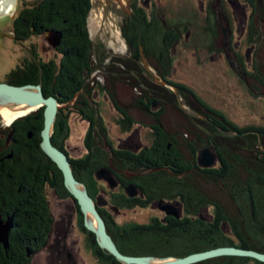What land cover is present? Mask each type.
Masks as SVG:
<instances>
[{"label":"trees","instance_id":"1","mask_svg":"<svg viewBox=\"0 0 264 264\" xmlns=\"http://www.w3.org/2000/svg\"><path fill=\"white\" fill-rule=\"evenodd\" d=\"M137 4L136 1L134 19L126 16L121 29L128 45L129 56L111 57L112 66L122 69L123 74L136 80L137 86L144 90L145 94L137 104L145 109L157 104L156 108L159 110L152 116L158 122L165 113L166 102L180 109L175 92L144 78V74L151 76L143 65L139 40L141 35L147 63L155 60L154 67L161 80L177 87L187 102L192 98L203 110L205 117L217 124L215 126L205 123L207 131L204 130L205 139L202 138L200 143L202 147H215L221 166L207 169L201 177L206 183L214 182L223 186L235 206L234 209L226 206L220 199L198 188L191 181L188 184L191 189L189 206L195 208L197 216H193L196 219L186 216L181 221L173 219L170 224L152 219L146 224L119 225L111 217L101 214L110 236L121 253L133 257L184 258L222 247H236L264 254V126L240 127L206 103L193 89L173 81L171 75L175 59L172 52L181 42L182 35L189 32V24L180 31L178 26L169 24L162 13L148 16ZM92 9V0H38L31 6L22 8L12 26L16 41L25 42L32 38L45 37L50 31L62 32L63 39L61 45L54 48V57L48 60L41 57L36 46H32L30 58L11 71L4 83L13 86L40 85L47 97H55L61 105L71 106L63 108V114L57 117L52 136L53 145L69 155L66 145L70 137L68 117L71 110H74L89 123L85 144L95 156L93 161L105 165L110 154L98 146L97 139L105 140L110 147L112 141L96 99L97 94L105 93L109 97L121 115L119 125L123 131L129 130L128 126L136 122L128 110L116 100L110 88L99 81H95L94 85L88 82L95 71L103 68V63L109 57L103 44L95 46L92 41L89 29ZM134 21L139 22V25ZM212 28L208 26L207 31L212 33ZM249 32L250 43L257 44L260 36L254 29L253 22L250 23ZM212 34L213 37L216 36V32ZM258 73L255 78L264 85V79ZM44 120V109L41 108L17 119L7 129L12 134V144L7 152L13 153V158L5 163L0 161V209L6 216L14 218V228L10 232L8 246L0 244V264H33L34 257L47 245L54 222L48 189L56 191L62 198H72L65 186L63 173L41 148ZM30 132L33 134L32 138L29 137ZM159 133L165 135L164 131L157 130V135ZM222 140H228L232 149ZM236 141H243L250 150L256 149L253 160L236 153ZM157 142L158 148L167 147L159 138ZM174 144L177 151L178 143ZM115 155L119 162L130 159L126 156L125 160L116 152ZM178 158L182 159L183 155L177 154L172 162L176 163ZM146 159L149 157L146 156ZM69 160L74 170L76 163L84 161L77 160L75 163L73 159ZM142 160H145L143 156ZM192 163L197 167L196 157ZM74 172L76 179L91 190L90 183L94 176L90 178L88 173L85 174L80 169ZM91 195L94 197L92 192ZM196 200L201 203L199 206ZM77 207L79 227L85 234L87 248L93 256L100 264H121L100 248L97 236L85 227V217L79 205ZM205 208L213 210V218L208 214L198 216ZM191 213L193 212L189 214ZM198 264L264 263L246 257H219Z\"/></svg>","mask_w":264,"mask_h":264},{"label":"rangeland","instance_id":"2","mask_svg":"<svg viewBox=\"0 0 264 264\" xmlns=\"http://www.w3.org/2000/svg\"><path fill=\"white\" fill-rule=\"evenodd\" d=\"M38 0H18V4L9 14L0 16V83L5 82L7 75L22 66L30 58V49L36 46L44 59L54 57L52 48L45 37L32 38L18 42L13 36V21L24 7ZM93 9L89 17V29L94 45L103 44L108 58L103 68L95 71L91 81H99L110 88L116 100L128 110L130 116L137 122L149 126L155 121L147 115L137 101L144 96V90L137 86V81L122 69L112 66L111 57H128L129 49L122 35V24L127 10V0H92ZM153 0L158 3L163 18L178 26L180 31L189 24V32L182 35V40L173 49L174 69L171 79L185 84L193 89L206 103L225 114L232 122L240 127L264 126V85L255 78L259 72L264 79V0ZM209 13L210 19L207 15ZM92 22V26H91ZM259 33V41L250 43V23ZM212 26L216 36L207 31ZM96 61L98 60L95 57ZM155 60L148 62L154 73V78L144 74L146 81L161 85V78L154 67ZM113 67V68H112ZM148 90L146 86L143 87ZM108 130L110 141L117 145L119 140H126L119 125L120 115L114 109L105 93L96 97ZM184 107L182 111L168 102L165 103V113L160 117L161 124L168 133L175 135L185 145L205 138L207 128L202 125L205 121L203 110L192 98L189 102L180 95ZM69 108V105H63ZM70 137L66 143L72 157H84L87 154L85 139L89 131V123L79 113L71 110L69 113ZM13 124V123H12ZM5 119L0 116V127L8 129ZM135 129V128H134ZM136 137L132 142L150 146L153 142L149 129L136 126ZM205 130V131H204ZM136 131V130H135ZM134 131V132H135ZM231 135V134H227ZM98 143L100 140L97 139ZM227 146L228 140H222ZM236 153L253 160L256 149L250 150L243 141H236ZM101 146V145H100ZM106 151L105 145H102ZM257 148V147H256ZM263 149V148H261ZM214 167H220L218 164ZM191 181L226 206L234 209L232 202L223 186L217 183H206L197 175L191 176ZM53 199L52 211L56 223L66 217V208L59 206L55 195L48 193ZM55 202V203H54ZM214 214L213 210H209ZM128 214L117 219L119 225L130 223L146 224L149 215ZM69 220V219H67ZM71 231L67 239L57 235V229L49 246L34 257L33 264H64L75 261L76 264H100L87 248L83 232L79 227L78 216L71 222ZM70 230V227L68 228ZM160 260V259H156Z\"/></svg>","mask_w":264,"mask_h":264},{"label":"flooded vegetation","instance_id":"3","mask_svg":"<svg viewBox=\"0 0 264 264\" xmlns=\"http://www.w3.org/2000/svg\"><path fill=\"white\" fill-rule=\"evenodd\" d=\"M136 1L138 2L137 6L144 10L148 16L158 12L159 14L162 13L160 7H157L159 6L157 5L158 3L153 5V0H127V10L125 11L124 19L126 16L132 20L134 19L133 9ZM130 13L132 17L129 16ZM207 17H210L209 13ZM135 23L138 24L139 22L136 21ZM147 72L149 73V71ZM149 75L154 78V76L150 73ZM92 78L93 75L90 76L88 82L91 85H94L95 80L91 81ZM144 110L147 115L153 118L152 115L156 114L159 108L151 106V108H144ZM180 110L182 111L181 105ZM116 111L118 112V110ZM118 114L120 115L119 112ZM119 119H121V115ZM158 123H160V126H158ZM201 123L203 126H205V123H211L215 126L217 125L214 123V121L208 118H206L205 121H201ZM136 126L150 130L153 139V142L150 144V146H144L142 143H139L140 140H138V143L132 142V139L136 137L137 131H139V129H136ZM128 127L130 128L129 130L123 131L121 129L123 135L127 136L126 140H119L117 145L113 144L112 142V147H110L105 140H100V143H98V146L102 149V145H105L108 151L105 149L103 150L110 154L109 161L105 165H100L101 162L99 161L98 163L94 162L93 159H95V156L93 155L92 150H89L88 148H86V156L79 158L72 157L67 147L69 153L68 157L73 159L75 163L77 160L84 159V161L81 163L75 164V170H84L85 174L88 173L87 175H89L90 178L94 176L93 181L90 183L92 184L91 190H89L86 185L85 186L87 187L88 193L91 197L92 192L94 196L92 198L95 200L99 212L104 214L107 218L111 217V219L117 222L118 218L127 216L128 214H143L144 212L150 211L151 213L153 212V215H149V222L152 219H158L164 224H170L173 219L181 221L186 216L192 217L194 214L197 216L195 213V208H190L189 206V190L191 189L188 187V184L191 182L192 175H197L200 179H202L201 175L204 174V171L207 169L199 166L198 158L204 149L213 148L215 152V147H202V143L200 142L205 138H201L200 140L198 139L197 142H190L192 144L186 143L183 145L180 143V141H178L175 135H172L164 130L161 121L158 122L157 120L152 122L149 126H145L136 122L135 124H130ZM157 130L164 131L165 135L161 133L157 135ZM225 133L228 134V132ZM166 136H169L171 139ZM158 138L162 142L166 143V148L163 147L160 149L157 147L159 145L157 142ZM176 142L178 143L177 151H175L174 144ZM11 144L12 134H9L7 129L0 127V161L3 163H5L7 160H12L13 158V153L9 154V152H7V149ZM115 152L116 154L123 156L125 160L126 156H128V158H130L132 161L127 159L126 161L122 160L119 162V160L115 158ZM179 153L183 155V158H178L180 160L177 159L176 163L172 162V158H174V156ZM11 155L12 157L9 158ZM142 156L145 158L144 161L142 160ZM146 156H148L149 159H146ZM195 157L197 167L192 165V161ZM217 164L221 166L220 160H218L216 165ZM95 167L98 168L94 171ZM75 170L73 168V171ZM130 186H135L137 188V196H129L127 189ZM178 186L182 188H179ZM176 188H178V190ZM47 192L50 194L52 192V194L55 195L58 207L60 206L62 208L64 206L67 213L66 217H64V220L62 217V221L56 223V216L52 211L54 222L48 243L44 249L49 246L56 229L58 236L67 239L69 231H71V228L73 227V225L71 226V222L73 219H75V217L78 216V205L74 202L73 198H62L57 194L56 191L51 189H48ZM48 197L51 205V203H53V199L50 198L49 194ZM196 202L197 206L201 204L197 200ZM209 209L210 208L202 209L198 216H202V214L203 216L208 214L211 218H213L214 216L209 213ZM190 212L193 213L189 214ZM0 213L4 221H7L10 218L9 216H6L1 209ZM174 213L176 214L174 215ZM192 219H196L195 216H193ZM69 227L70 230L68 229ZM83 236H85V234H83ZM64 264H76V262L72 261L71 263Z\"/></svg>","mask_w":264,"mask_h":264},{"label":"water","instance_id":"4","mask_svg":"<svg viewBox=\"0 0 264 264\" xmlns=\"http://www.w3.org/2000/svg\"><path fill=\"white\" fill-rule=\"evenodd\" d=\"M16 6L17 5H15V10ZM129 16L132 17L131 13ZM45 39L52 48H57L61 45L63 33L60 31H50L46 34ZM139 40L143 65L151 75L155 76L151 68L148 66L143 47L141 45V35ZM160 83L175 92L179 104L184 107L180 100L179 89L172 86L168 81H161ZM156 105L157 104L154 103L153 107L156 108ZM3 108L17 109L21 112H27L25 115H22L17 119L34 113L41 108L44 109L45 120L44 128L41 132V148L44 153L47 154L54 163H56L58 168L63 173L65 186L71 194L74 202L79 205L80 210L85 217V227L97 236L100 248L114 256L121 264H151L149 262L156 258L146 256L133 257L124 255L120 252L108 232L106 221L99 212L95 200L89 195L87 187L76 179L68 155L53 145L52 136L56 120L59 115L63 114L64 108L63 105L59 103L57 98L47 97L40 85L13 86L2 82L0 83V111ZM29 137H33L31 132L29 133ZM11 157L12 155L9 156V158ZM218 160L219 155L214 152L213 148H206L200 154L198 164L202 168L211 169L214 168ZM127 191L130 197H135L138 194L135 186H130ZM175 214L176 213H174V215ZM89 216L92 217L94 223L89 222ZM13 228L14 218L11 217L7 221H4L0 213V244H3L5 247L8 246L10 232ZM219 257H246L264 263V254L236 247H222L203 253L192 254L184 258H168L160 260L167 261L161 264H198Z\"/></svg>","mask_w":264,"mask_h":264},{"label":"bare ground","instance_id":"5","mask_svg":"<svg viewBox=\"0 0 264 264\" xmlns=\"http://www.w3.org/2000/svg\"><path fill=\"white\" fill-rule=\"evenodd\" d=\"M18 4V0H0V16L6 15L10 13V10ZM92 26V22H91ZM27 112H21L17 109H11V108H3L0 111V116H2L8 125L12 124L18 117L25 115ZM89 222H93L91 216L88 217ZM172 261V260H169ZM167 261L164 260H156L152 259L149 263L151 264H161L165 263Z\"/></svg>","mask_w":264,"mask_h":264}]
</instances>
